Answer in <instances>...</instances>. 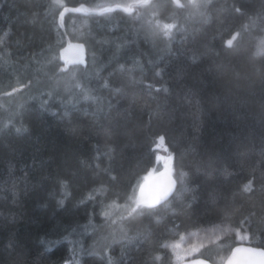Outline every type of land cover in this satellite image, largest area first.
<instances>
[{
  "label": "trees",
  "instance_id": "1",
  "mask_svg": "<svg viewBox=\"0 0 264 264\" xmlns=\"http://www.w3.org/2000/svg\"><path fill=\"white\" fill-rule=\"evenodd\" d=\"M158 3L157 20L175 25L170 37L141 5L136 20L119 9L68 13L60 44L55 0H0V83L35 82L49 68L56 76L67 38L99 56L72 66L92 70L87 99L29 102L0 119V264H173L166 243L222 223L264 249V53L256 52L264 0H203L190 13ZM233 31L240 36L229 48ZM149 36L158 40L152 50L135 42ZM159 136L176 156L173 177L181 167L188 176L151 215L129 218L141 179L162 172L150 163ZM236 244L225 238L194 257L219 264Z\"/></svg>",
  "mask_w": 264,
  "mask_h": 264
},
{
  "label": "rangeland",
  "instance_id": "2",
  "mask_svg": "<svg viewBox=\"0 0 264 264\" xmlns=\"http://www.w3.org/2000/svg\"><path fill=\"white\" fill-rule=\"evenodd\" d=\"M122 0H94L93 3V9L89 7L87 8L88 11L91 10H97L100 11L101 7H106V6H113L118 4V5H130L134 2H139V1H145V0H132L131 2L121 4V3H116V2H121ZM152 1H150L149 4H146L148 8L153 12V9H160L161 4L158 3L157 6H151ZM181 2V6H185L187 12L190 13V11H196L195 9L200 8V4L202 3L203 0H179ZM56 3V2H55ZM116 3V4H115ZM58 7V12L60 13L62 8L65 6L62 1L56 3ZM62 5V6H61ZM147 8V9H148ZM134 10V9H133ZM133 13V14H132ZM132 17L136 20L139 18L141 11H133ZM155 19V20H154ZM153 23H152V22ZM151 25L153 24L154 28L156 29L157 32H164L165 31H170L173 28H170L169 26L173 25L167 22H163L160 20H157L156 14L153 12V16L150 18ZM62 25V26H61ZM65 25L64 19L62 23H59V14H58V19L55 21V26H54V32L56 34V41L58 43H63V39L60 35V28L63 29ZM80 26V24H75ZM69 29V25L67 26ZM140 28H142L140 26ZM71 30H74V27H70ZM168 37V36H166ZM0 41H3L2 38H0ZM70 41L68 38L65 42V44ZM143 41V42H142ZM140 47H148L150 50L154 49L156 44L158 43V40L155 39L153 36H149L148 40H136L135 41ZM1 44V43H0ZM105 45H109L108 42H104ZM65 45H63L64 47ZM62 47V48H63ZM118 49H121V46H117ZM148 49H143V51L148 52ZM257 53L262 54L264 53V36L262 40L259 41V45L256 50ZM59 53V52H58ZM57 57L59 59V54H57ZM93 60H99V56L95 55V58L93 56V52H91V59L90 57L87 58V64L88 61L89 63L93 64ZM60 66L58 68V71L56 72V76H53L55 73V70L53 69H46L45 71H42L41 75L37 77L35 82H31L28 79L25 78L23 75L21 78L16 80L13 84V86L21 89L20 92L13 93L11 97L5 96L3 93L5 91H11V88L8 85V80H2V83H0V119L8 116H15L17 115L21 108L24 107L27 103L29 102H38L40 105H44V103H47L50 99H54L55 101L62 102V103H72L77 99H87L89 96L88 93V87L87 85H84L83 79L88 78L89 75L92 73V70L86 69L85 71L81 70L78 67H66L63 63H61L60 59ZM76 66V65H74ZM87 66V65H86ZM85 66V67H86ZM82 67V66H80ZM59 69H66V71H60ZM93 69V68H92ZM82 75L84 77H82ZM5 75H3V79H5ZM19 81V83H18ZM79 85V86H77ZM25 86L26 90H25ZM47 89L46 95L47 99L44 98L42 99L41 97V90ZM43 95V93H42ZM68 101V102H67ZM23 109V108H22ZM160 154H163L166 157L168 155V152H160ZM157 166H160L161 171H164V169H168L172 174H173V168L171 165V162L168 163L167 167L164 164V161H158ZM156 168L154 170L151 169L149 173H147L140 181L138 184L137 188L135 189L134 196L132 198V202H134V205L136 207V201L142 200L145 203H151L154 202L153 195L152 193L148 190L147 184L150 181L151 178L156 175ZM130 205L125 206V209H130ZM142 207H145L142 205ZM120 216H124L127 214H119ZM113 223V222H111ZM104 230V229H103ZM115 238V234L113 236V240ZM225 238H234L235 241L238 244H246L248 243V236L246 232L234 228L228 224L222 223V224H217L214 226H211L206 229H199L187 234H184L180 237L179 240L177 241H172L166 243V247L169 248L173 254V264H180L181 262L188 260L189 258L194 257L201 249L204 247H207L209 245L215 244L220 240H223ZM112 240V241H113ZM110 243V242H109ZM109 243H105L108 245ZM112 243V242H111Z\"/></svg>",
  "mask_w": 264,
  "mask_h": 264
},
{
  "label": "water",
  "instance_id": "3",
  "mask_svg": "<svg viewBox=\"0 0 264 264\" xmlns=\"http://www.w3.org/2000/svg\"><path fill=\"white\" fill-rule=\"evenodd\" d=\"M150 1L151 0L134 2L129 5L131 11L125 13L130 14L133 12L134 7L149 4ZM172 1L175 3L176 7L178 8L181 7V2L179 0H172ZM81 6H83L84 8L83 11L80 12L72 11L73 8H78ZM65 7L68 9L67 12H64ZM61 12H64V16L68 13L101 14V11H97V10L88 11L85 5H79L77 7L64 6ZM60 13H59V23L61 24L63 20L61 21L60 19ZM81 45H83V47H81ZM59 59L61 63H63L66 67L74 66V65L85 67L87 65V49L85 45L81 42L67 41L65 46L59 50ZM81 60H83L84 63H80ZM170 179L175 180L172 173L168 169H164V171L154 175V177L150 179V181L147 184V188L152 193L154 201L162 198L165 195L166 191L168 190V181ZM167 199L161 200L160 203L166 201ZM262 252H264L263 248L255 247L248 244H236L230 250L228 255L224 258V260L219 264H264V255L259 254ZM201 262L202 264H214L201 257H192L189 258L188 260L181 262L180 264H201Z\"/></svg>",
  "mask_w": 264,
  "mask_h": 264
},
{
  "label": "snow or ice",
  "instance_id": "4",
  "mask_svg": "<svg viewBox=\"0 0 264 264\" xmlns=\"http://www.w3.org/2000/svg\"><path fill=\"white\" fill-rule=\"evenodd\" d=\"M55 2L59 4L60 0H55ZM117 9H120V10L126 12V13L131 11L128 5H116L115 7H113V6L101 7L100 11H101V13H106V12H114ZM83 10H84L83 6L72 9V11H74V12H80V11H83ZM67 11H68V9L65 7L64 8V12H67ZM236 11L239 12L240 9L237 8ZM64 12L60 13L61 21L63 20ZM169 27L170 28H174L175 25L173 24V25H171ZM164 34H165V36H169L170 37L171 32L170 31H165ZM239 36H240V33L238 31H233V33H231L229 35V38L226 41H224V43L229 48H231V47L234 46V42L237 41ZM0 43H2V41H0ZM81 47H83V45H81ZM53 59H55V57ZM80 63H84V61L81 60ZM120 67H121V69H123L124 66L121 65ZM59 70L62 71V72L66 71V69H59ZM18 83H19V81H18ZM77 86H79V85H77ZM105 86H107V84H105ZM9 87L11 88V91L10 92L9 91H5L3 93L5 96L11 97L13 93L21 91V89L15 87V86L10 85ZM26 87L27 86H25V90H26ZM4 127L7 128L8 125L5 124ZM16 131L19 132L20 128H16ZM158 142H159V145H163V147H159L158 146L155 149V151H153L152 160L150 161V163H156L158 161L163 160L166 167H167L169 162L172 163L173 167H176V156H175L174 153L173 154H169L166 157H163L161 155H157L158 152H170V149L166 146L167 145L166 137L159 136L158 137ZM187 176H188V173L185 172L183 170V168L181 167L179 169L178 173H177L176 179L175 180L170 179L168 181V190L166 191L165 195L162 198L157 199V200H155L154 202H151V203H145L142 200L136 201V207H134V208L130 207V209H129V218L132 216L133 213H137L138 209H141V211L139 213H137V214H139L141 216H143V215H151V213L154 210L155 206L160 204L161 200L167 199L169 197V195L173 192V189H176L177 183H179V185L181 187H183L184 180H185V178ZM110 179L112 181H116L117 177L110 175ZM254 185H255V178L253 177V178L249 179L246 183L243 184L242 192L244 194H246V195H253L255 193V191H256ZM261 189L264 190V185H261ZM177 191H178V189H177ZM60 203H63V201H60ZM113 203H115V202H113ZM142 205L145 206L143 209H142ZM105 215H107V213H105ZM259 254L260 255H264V252L259 253ZM201 264H202V262H201Z\"/></svg>",
  "mask_w": 264,
  "mask_h": 264
}]
</instances>
